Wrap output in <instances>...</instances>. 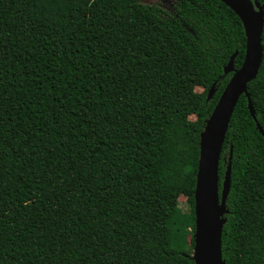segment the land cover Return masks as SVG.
I'll return each instance as SVG.
<instances>
[{
    "label": "trees",
    "instance_id": "obj_1",
    "mask_svg": "<svg viewBox=\"0 0 264 264\" xmlns=\"http://www.w3.org/2000/svg\"><path fill=\"white\" fill-rule=\"evenodd\" d=\"M172 1L166 19L136 0H0V264H195L201 134L247 39L220 1ZM249 94L257 122L242 96L219 165L226 264H264V62Z\"/></svg>",
    "mask_w": 264,
    "mask_h": 264
},
{
    "label": "water",
    "instance_id": "obj_2",
    "mask_svg": "<svg viewBox=\"0 0 264 264\" xmlns=\"http://www.w3.org/2000/svg\"><path fill=\"white\" fill-rule=\"evenodd\" d=\"M231 9L242 21L247 39L246 56L239 70H235V54L224 73L233 77L224 90L201 134L200 158L195 191V264H226L222 252V235L229 214L227 200L231 190L230 164L222 191L219 187V165L226 135L238 102L242 96L248 99L249 111L257 122L249 94V85L254 82L264 62V6L251 0H218ZM215 93L212 87L209 98ZM264 136V130L257 123Z\"/></svg>",
    "mask_w": 264,
    "mask_h": 264
},
{
    "label": "rangeland",
    "instance_id": "obj_3",
    "mask_svg": "<svg viewBox=\"0 0 264 264\" xmlns=\"http://www.w3.org/2000/svg\"><path fill=\"white\" fill-rule=\"evenodd\" d=\"M114 1V0H110ZM144 6H148L152 9L160 11V15L166 19L170 16H176V2L172 0H136ZM204 89L197 88V93H202ZM191 120L194 121L195 117H191ZM179 207L183 210V213H188L190 211L189 206L187 205V199L184 196H181L178 199Z\"/></svg>",
    "mask_w": 264,
    "mask_h": 264
}]
</instances>
